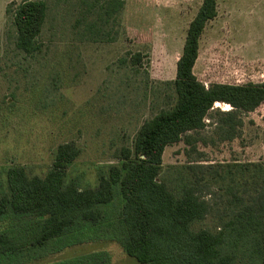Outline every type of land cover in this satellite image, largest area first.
Returning <instances> with one entry per match:
<instances>
[{"label": "rangeland", "instance_id": "1", "mask_svg": "<svg viewBox=\"0 0 264 264\" xmlns=\"http://www.w3.org/2000/svg\"><path fill=\"white\" fill-rule=\"evenodd\" d=\"M21 1L0 0V195L6 168L22 166L30 177L43 178L56 148L69 142L80 154L67 181L94 189L99 174L119 164L121 149L132 147L139 127L174 104L176 63L201 0H42V52L34 57L14 49L5 15L8 4ZM107 9L109 18L103 15ZM135 54L141 61L132 66ZM193 72L205 86L264 80V0H217V16L203 31ZM230 109L214 105L211 115ZM220 118L208 117L201 133L163 153L159 180L176 194L191 180L189 166L203 168L208 185L200 193L213 211L193 225L195 231L215 232L228 219L226 201L233 197L226 185L247 202L264 181V103L254 113L235 114L231 131ZM214 171L224 181L212 182L208 173ZM119 208L114 201L107 211ZM8 223L0 220V231L7 232ZM110 224L112 218L77 236L84 241L25 264H102L105 255V264H137L114 242ZM237 264L251 261L239 253Z\"/></svg>", "mask_w": 264, "mask_h": 264}, {"label": "trees", "instance_id": "2", "mask_svg": "<svg viewBox=\"0 0 264 264\" xmlns=\"http://www.w3.org/2000/svg\"><path fill=\"white\" fill-rule=\"evenodd\" d=\"M111 10L103 15L109 18ZM5 15L13 28L14 49L27 57L39 55L45 2L10 3ZM216 16L217 0H201L176 63L174 104L139 127L132 147L122 148L119 164L99 174L96 188H81L67 181V170L80 154L73 142L56 148L43 178L30 177L22 166L6 168L0 220L9 223L7 232L0 231V260L20 264L35 261L46 253L84 241V237L77 236H84L112 218L114 242L137 264H237L239 253L247 255L251 264H264V181L255 189V199L247 202L237 195L238 189L226 185V193L233 197L226 201L229 213L224 216L228 219L222 218L217 231L211 232L193 230L196 222L213 211L200 193L208 185L203 168L189 166L191 180L181 184L178 194L159 180L167 147L201 133L208 117L221 116L219 122L231 131L235 114L254 113L264 103V80L205 86L194 75L200 38ZM140 61V55L135 54L131 65L137 66ZM216 103L231 109L211 115ZM238 167L245 168L243 172L249 168ZM208 174L214 183L225 179L217 171ZM114 201H118L119 211L108 212Z\"/></svg>", "mask_w": 264, "mask_h": 264}, {"label": "bare ground", "instance_id": "3", "mask_svg": "<svg viewBox=\"0 0 264 264\" xmlns=\"http://www.w3.org/2000/svg\"><path fill=\"white\" fill-rule=\"evenodd\" d=\"M220 104L219 103H216L215 106L218 107Z\"/></svg>", "mask_w": 264, "mask_h": 264}]
</instances>
